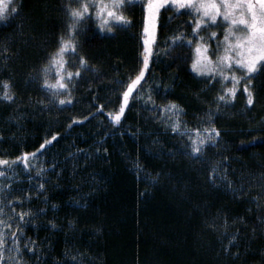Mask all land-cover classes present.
<instances>
[{
    "label": "trees",
    "instance_id": "16d2710c",
    "mask_svg": "<svg viewBox=\"0 0 264 264\" xmlns=\"http://www.w3.org/2000/svg\"><path fill=\"white\" fill-rule=\"evenodd\" d=\"M63 3L7 0L0 20V81L10 82L15 97L0 98V157L33 152L59 134L36 157L37 168L46 171L37 174L33 167L25 174L22 163L11 169L19 181L11 184L13 197L35 194L26 199L32 215L24 233L38 249L29 264H264V124H258L264 117V70L253 77L254 104L246 105L242 90L229 106L221 104L211 121L220 140L199 156L189 155L187 137L165 127L166 117L160 119L144 99L179 103L187 121L181 127L210 126L206 117L217 107L219 81L209 86L190 70V49L165 51L189 10L162 11L159 51L150 56L143 87L133 90L120 122L113 124L109 113L118 109L120 93L142 63V6L129 3L124 11L130 25L111 33L101 31L94 18L80 23L67 67L75 72L80 56L86 66L68 92L53 96L42 89L39 70L66 31ZM48 79L55 80L54 69ZM69 95L71 101L58 103ZM224 157L228 180L242 192L208 178L213 163ZM30 183H42L44 190ZM232 235L235 241L225 253V236ZM236 251L240 254L232 256Z\"/></svg>",
    "mask_w": 264,
    "mask_h": 264
},
{
    "label": "snow or ice",
    "instance_id": "6c2138e0",
    "mask_svg": "<svg viewBox=\"0 0 264 264\" xmlns=\"http://www.w3.org/2000/svg\"><path fill=\"white\" fill-rule=\"evenodd\" d=\"M137 2L141 4L143 11V22L140 29L142 63L120 93L119 107L109 113L110 119L113 124L119 123L125 106L129 102L130 94H134V89L138 91L143 87V81L146 78L145 70L149 67L150 56L156 51L157 29L162 11L171 8L174 10L171 15H179L183 10H189V18L183 22V26L167 39L165 51L168 52L177 47L190 49V61L187 54L183 57L189 61L190 70L198 78L204 79L209 86L219 81L220 88L214 98L217 107L215 112L209 109V114L206 117L210 126L203 128L181 127L178 117L183 109L175 101L169 100L164 104L156 105L151 95L144 99L146 104H152L159 111L160 119L164 118L165 113L177 116V119L171 120L170 123L165 119V127L170 126L173 134L186 136L190 149L189 155L199 156L209 145H215L220 140V129L211 121L219 113L221 104L225 107L229 106L238 91L241 90L245 96L246 105L254 104L257 85L254 83L253 77L258 71L264 70V0H75V2L65 0V3L61 5V11L67 18L66 31L58 37L57 46L48 53L46 62L39 70L42 77L41 87L55 96L60 90L68 92L72 81L80 76V68L86 66L85 57H79L80 67L73 72L67 67L72 63L67 59V56L76 54L78 47L76 35L83 20L94 18L101 31L106 29L111 33L116 27L130 25V18L125 15L124 10L129 3ZM6 7L5 0H0V20L7 15ZM17 11L18 7L13 6L12 12L16 13ZM221 25L223 26L222 36L217 31H204L209 28H219ZM4 52H7L6 48ZM53 69L55 80L50 81L48 76ZM229 82L230 86H226ZM0 83L3 85L0 98L6 101L14 100V94L10 91V82L3 80ZM147 91L150 93L151 89ZM66 100L71 101V96L61 97L58 103L64 104ZM75 120L76 118L73 117V121ZM58 135V133H52L33 152H22L12 159L0 157V166H6L11 170L18 163H22L26 170L25 174H27V170L35 167L36 157L39 156L40 151L50 145ZM227 159L224 157V162ZM135 167L138 171L140 170L139 164H136ZM46 170L43 165L36 168L37 174ZM5 174L4 171H0V177ZM208 178L210 180L224 179L215 167L209 171ZM33 179L34 177L29 176L30 182ZM228 186L230 190L243 191L242 188L232 189L231 182H228ZM29 187L37 188L39 191L44 190L42 183L38 185L30 183ZM10 191V185H0V216L6 215L7 217L0 219V264H4L6 250L9 253L7 257L9 264H25L21 258V246L18 240L22 235L21 228L19 226L12 228L11 221L15 218L18 224L23 223L27 218H30L32 213L27 210L17 213L12 206L15 203H23L24 200L30 199L35 194L25 192L22 197L8 200L6 194ZM45 199L47 198L45 197ZM56 207L55 204L52 205L53 209ZM5 208H10L12 211L6 214ZM43 211V209L39 210L41 214ZM261 222L264 223V218H261ZM235 238V235L229 237V243L223 247L225 253L229 251V245L235 241ZM9 239L11 244L7 243ZM32 244L34 246L35 241ZM26 251L31 254L34 247L27 248ZM239 254V251L231 253L232 256Z\"/></svg>",
    "mask_w": 264,
    "mask_h": 264
},
{
    "label": "rangeland",
    "instance_id": "374dc122",
    "mask_svg": "<svg viewBox=\"0 0 264 264\" xmlns=\"http://www.w3.org/2000/svg\"><path fill=\"white\" fill-rule=\"evenodd\" d=\"M7 0H5L6 2ZM217 31L218 33L221 34V36L223 35V26L221 25L219 28H209L207 29L208 32L210 31ZM220 31V32H219ZM159 51V48L156 49V53ZM209 79H211V77H209ZM205 81V80H204ZM207 83V82H206ZM208 85V83H207ZM204 90V89H203ZM177 105H179L182 109H183V112L179 115L178 119L180 120L181 122V126L183 123H187V121H183V115L185 113V109L184 107H182L179 103H177ZM164 116L166 117V119L169 121V123L171 122V120L173 119H177V116L174 115V114H171V113H165ZM258 124L259 125H263L264 124V117L260 118L259 121H258ZM170 128V126H169ZM171 129V128H170ZM227 162H215L213 163L211 169L213 167H215L219 173L220 176L224 177L223 180H220V179H212L213 181H217L218 183H220L221 185H224V187H226V189H228L229 191H233V190H230L229 186H228V182H231V188L232 189H235V184L232 180H228V169L226 168L228 166V164H226ZM224 166V168H223ZM226 166V167H225ZM37 164L35 162V167L34 168H37ZM0 171H3V170H0ZM6 174L2 177H0V185H10L12 186L11 184L14 183V182H19L18 179H16L15 177V171L14 170H7V171H4ZM240 179H241V176H240ZM7 196V199L8 200H12L14 199L13 195L11 194V192L7 193L6 194ZM28 200H24L23 203H15L12 207L15 209V211L17 213L19 212H22V211H29L26 206H27V202ZM12 211V209L10 208H5V213H10ZM30 212V211H29ZM31 213V212H30ZM6 215L5 216H0V219H6ZM30 218H27L23 223H20L18 224V221L17 219H13L11 221V226L12 228H16V227H20L21 228V232H22V235L21 237L18 238L19 240V244L21 246V258L24 260L25 264H29V260L31 258L34 257V255L37 253V242L35 240H32L31 237L27 236L25 233H24V227L26 225V221H28ZM8 235L10 236L11 233L9 232ZM222 235H226V232H222ZM227 237L226 241H229V237L228 236H225ZM35 241V245L33 246L32 242ZM8 244H11V240L9 239L7 241ZM34 247V251L29 254L27 253L26 249L27 248H33ZM9 253L7 252V250L5 251V261H4V264H9L8 260H7V257H8Z\"/></svg>",
    "mask_w": 264,
    "mask_h": 264
}]
</instances>
